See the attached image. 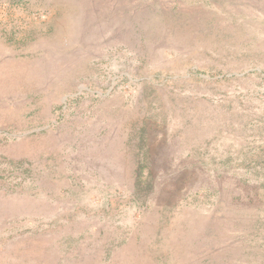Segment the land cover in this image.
<instances>
[{"label": "rangeland", "instance_id": "rangeland-1", "mask_svg": "<svg viewBox=\"0 0 264 264\" xmlns=\"http://www.w3.org/2000/svg\"><path fill=\"white\" fill-rule=\"evenodd\" d=\"M0 264H264V0H0Z\"/></svg>", "mask_w": 264, "mask_h": 264}]
</instances>
